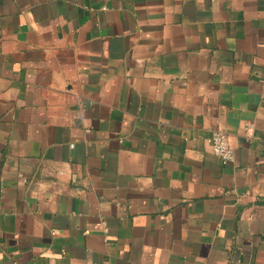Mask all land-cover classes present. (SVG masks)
I'll use <instances>...</instances> for the list:
<instances>
[{
	"label": "crops",
	"instance_id": "1",
	"mask_svg": "<svg viewBox=\"0 0 264 264\" xmlns=\"http://www.w3.org/2000/svg\"><path fill=\"white\" fill-rule=\"evenodd\" d=\"M0 264H264V0H0Z\"/></svg>",
	"mask_w": 264,
	"mask_h": 264
},
{
	"label": "built area",
	"instance_id": "2",
	"mask_svg": "<svg viewBox=\"0 0 264 264\" xmlns=\"http://www.w3.org/2000/svg\"><path fill=\"white\" fill-rule=\"evenodd\" d=\"M247 130L250 132L251 127L248 126ZM210 145L212 153L222 164H229L233 161V152L226 132L213 129L210 134Z\"/></svg>",
	"mask_w": 264,
	"mask_h": 264
}]
</instances>
